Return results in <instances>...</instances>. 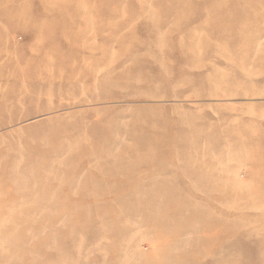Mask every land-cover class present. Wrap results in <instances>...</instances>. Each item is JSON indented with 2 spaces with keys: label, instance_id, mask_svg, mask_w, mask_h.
<instances>
[{
  "label": "rangeland",
  "instance_id": "rangeland-1",
  "mask_svg": "<svg viewBox=\"0 0 264 264\" xmlns=\"http://www.w3.org/2000/svg\"><path fill=\"white\" fill-rule=\"evenodd\" d=\"M0 264H264V0H0Z\"/></svg>",
  "mask_w": 264,
  "mask_h": 264
},
{
  "label": "bare ground",
  "instance_id": "bare-ground-1",
  "mask_svg": "<svg viewBox=\"0 0 264 264\" xmlns=\"http://www.w3.org/2000/svg\"><path fill=\"white\" fill-rule=\"evenodd\" d=\"M58 38V37H57Z\"/></svg>",
  "mask_w": 264,
  "mask_h": 264
}]
</instances>
